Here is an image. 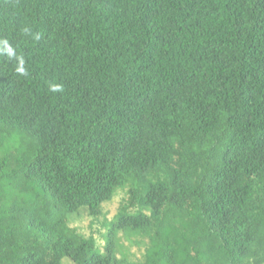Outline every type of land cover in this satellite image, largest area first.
Returning <instances> with one entry per match:
<instances>
[{
	"label": "trees",
	"instance_id": "obj_1",
	"mask_svg": "<svg viewBox=\"0 0 264 264\" xmlns=\"http://www.w3.org/2000/svg\"><path fill=\"white\" fill-rule=\"evenodd\" d=\"M64 258L264 264V0H0V264Z\"/></svg>",
	"mask_w": 264,
	"mask_h": 264
},
{
	"label": "rangeland",
	"instance_id": "obj_2",
	"mask_svg": "<svg viewBox=\"0 0 264 264\" xmlns=\"http://www.w3.org/2000/svg\"><path fill=\"white\" fill-rule=\"evenodd\" d=\"M127 196L124 190H119L113 199L109 202H105L102 206V216L98 218L91 217L85 213L80 216L75 217L72 220L71 226L76 228L83 236L89 237L94 236L97 239L98 246L104 250L106 245V239L104 235L108 231V224L115 218L119 211V208L123 202V199ZM126 246L129 242L122 240ZM132 252L136 254H141L142 251L138 249L137 246L131 248ZM63 264H73L68 258H64Z\"/></svg>",
	"mask_w": 264,
	"mask_h": 264
}]
</instances>
